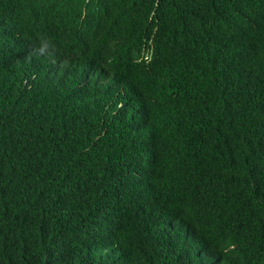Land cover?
Segmentation results:
<instances>
[{
    "label": "trees",
    "instance_id": "trees-1",
    "mask_svg": "<svg viewBox=\"0 0 264 264\" xmlns=\"http://www.w3.org/2000/svg\"><path fill=\"white\" fill-rule=\"evenodd\" d=\"M0 264H264V0H0Z\"/></svg>",
    "mask_w": 264,
    "mask_h": 264
},
{
    "label": "clouds",
    "instance_id": "clouds-1",
    "mask_svg": "<svg viewBox=\"0 0 264 264\" xmlns=\"http://www.w3.org/2000/svg\"><path fill=\"white\" fill-rule=\"evenodd\" d=\"M55 49L54 46L50 43L49 40L41 39L40 46L31 50L27 56L26 60L31 61L33 56H48L52 57L54 55Z\"/></svg>",
    "mask_w": 264,
    "mask_h": 264
},
{
    "label": "built area",
    "instance_id": "built-area-1",
    "mask_svg": "<svg viewBox=\"0 0 264 264\" xmlns=\"http://www.w3.org/2000/svg\"><path fill=\"white\" fill-rule=\"evenodd\" d=\"M143 57L148 59L150 57V51H145Z\"/></svg>",
    "mask_w": 264,
    "mask_h": 264
}]
</instances>
